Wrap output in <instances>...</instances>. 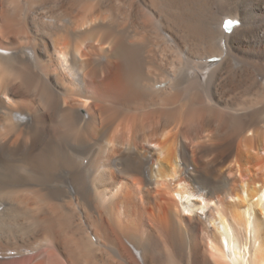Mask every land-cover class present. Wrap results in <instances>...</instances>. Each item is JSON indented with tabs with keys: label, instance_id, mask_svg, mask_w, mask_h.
<instances>
[{
	"label": "bare ground",
	"instance_id": "bare-ground-1",
	"mask_svg": "<svg viewBox=\"0 0 264 264\" xmlns=\"http://www.w3.org/2000/svg\"><path fill=\"white\" fill-rule=\"evenodd\" d=\"M0 264H264V0H0Z\"/></svg>",
	"mask_w": 264,
	"mask_h": 264
}]
</instances>
